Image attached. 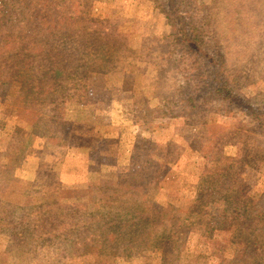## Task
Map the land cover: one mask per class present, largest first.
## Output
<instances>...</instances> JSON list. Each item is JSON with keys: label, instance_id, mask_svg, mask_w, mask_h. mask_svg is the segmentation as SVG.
<instances>
[{"label": "rangeland", "instance_id": "374dc122", "mask_svg": "<svg viewBox=\"0 0 264 264\" xmlns=\"http://www.w3.org/2000/svg\"><path fill=\"white\" fill-rule=\"evenodd\" d=\"M31 1L40 8L49 3L52 12L42 21L51 25L37 23L25 31L33 35L26 60L35 66L22 67L25 80L14 92L0 89V264H144L139 255L118 254L115 242L105 247L98 221L99 227L120 232L111 224L112 215L125 217L133 207H148L142 198L162 206L179 198L193 200L202 176L220 184L238 171L244 197L262 200L264 126L238 108L218 113L194 100L179 102L184 111L178 117L158 115L164 103L157 78L168 64L170 25L152 3ZM213 1L198 0V13H214L221 49L229 62L240 63L243 84L264 89V0H240L230 10L224 0H216L213 8ZM29 2L13 0L19 7ZM100 60L107 63L105 69ZM50 63L56 74L50 78L49 72L44 85L27 79L43 78L38 66L50 68ZM82 95L93 101L80 108L74 101ZM211 125L221 128L208 132L222 136V144L213 149L216 160L202 168L199 152L211 153L205 149L208 141L196 147L198 152L189 144H202L201 134ZM239 138L242 145L232 143ZM50 165L55 171H44ZM59 174L67 186L52 197L44 182ZM177 217L194 219L187 211ZM229 218L226 211L213 220L207 237L230 246L243 243ZM146 236L153 238V233L143 235L144 244ZM152 249L147 264L159 255ZM179 254L180 264H205L195 250Z\"/></svg>", "mask_w": 264, "mask_h": 264}, {"label": "trees", "instance_id": "16d2710c", "mask_svg": "<svg viewBox=\"0 0 264 264\" xmlns=\"http://www.w3.org/2000/svg\"><path fill=\"white\" fill-rule=\"evenodd\" d=\"M148 1L165 16L170 25V34L165 39V45L168 46V64L157 78L158 85H162L160 101L164 103L158 115L178 117L184 111L178 105L179 102L194 100L209 106L210 109L214 107L218 113H227L232 107L238 108L243 115L257 122L262 128L264 89L254 90L241 81L240 63L229 62L227 52L221 49V39L213 27L214 13L209 16L200 15L198 0ZM224 1L226 8L230 10L231 5L234 2L239 5L240 0H228V4L227 0ZM214 2L216 0L212 3L213 8L217 6ZM49 11V3H42L40 8L36 2L30 0L24 7H19L13 0H0V89L3 91L14 92L20 81L22 80V84L25 80L20 78L22 67L35 66L31 65L32 60H26V44L33 35L24 33L38 27L37 23L49 27L51 25L49 21H42L49 15ZM50 18L53 19L51 14ZM40 32L44 33V28L40 29ZM4 48L12 50L10 56L7 52L1 51ZM74 60L75 57L69 62ZM106 64L105 61H101L100 69H105ZM4 65L6 66L3 67ZM53 65L50 63V68L38 66L43 78L27 79L44 85L43 81L49 72L50 78L56 74ZM1 80L5 82L2 83ZM82 84L85 88L86 80L83 79ZM91 101L92 97L85 99L82 95L74 103L83 108ZM215 103H219L218 108H215ZM206 128L208 130L205 129L207 131L201 134L204 138L202 144L197 146L192 142L189 144L191 150L198 152L200 150L196 147H202L208 141L209 145L205 149H212L211 153L199 152L202 168L210 161L216 160L213 149L222 144L220 142L222 136L215 138L208 132L221 128L216 125ZM232 131L234 130L229 132ZM212 141L217 143L211 145ZM241 141L239 138L232 143L242 145ZM121 155L122 153L119 154V161H122ZM166 162L167 160L163 165L167 164L168 167L170 164ZM142 171L143 169H139L138 173ZM157 175L161 174L157 172ZM210 182L208 176H202L196 195L190 201L179 198L167 206H162L153 200L142 198L141 201L148 207H133V214L125 217L111 214L115 216L111 219V224L119 227L120 232L99 227L101 222L98 221L96 229L100 230L98 235L102 243L109 247V244L115 242L118 254L139 255L143 258L144 264H147V253L152 248H154L151 250L152 253H159L149 259L154 264H169L170 261L172 264H180L181 250L187 255H192V251L195 250L196 255L205 259V264H259L264 257V195L258 202L245 198L239 185L238 171H231L220 184ZM183 211L189 212L194 219L180 220L177 214ZM226 211L230 215L229 222L234 223L241 231L244 240L241 244L225 245L224 242L207 237V233L212 231L210 227L213 220H219ZM151 233L153 238L146 236L148 242L144 244L143 235Z\"/></svg>", "mask_w": 264, "mask_h": 264}, {"label": "crops", "instance_id": "0c3cea01", "mask_svg": "<svg viewBox=\"0 0 264 264\" xmlns=\"http://www.w3.org/2000/svg\"><path fill=\"white\" fill-rule=\"evenodd\" d=\"M26 160H29V159L27 158ZM29 161H31V160H29ZM52 162L54 165H56L55 162H58V161L56 160V158L53 157ZM55 168L56 167L51 168V165L48 167L45 166L44 171H50V170L55 171ZM59 175L60 176H57L54 180L51 181V183H48L46 180L44 182V184H45L44 186L51 188L49 193L52 195V197H54L62 189V187L64 188L67 186V185H65L63 175H61V174H59ZM36 197L37 196L33 197L32 199H35Z\"/></svg>", "mask_w": 264, "mask_h": 264}]
</instances>
